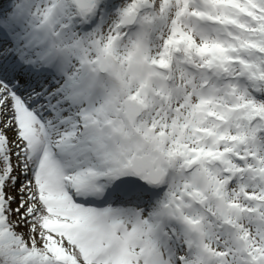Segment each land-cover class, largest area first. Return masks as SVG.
<instances>
[{"label": "snow or ice", "instance_id": "snow-or-ice-1", "mask_svg": "<svg viewBox=\"0 0 264 264\" xmlns=\"http://www.w3.org/2000/svg\"><path fill=\"white\" fill-rule=\"evenodd\" d=\"M0 264H264V0H0Z\"/></svg>", "mask_w": 264, "mask_h": 264}]
</instances>
